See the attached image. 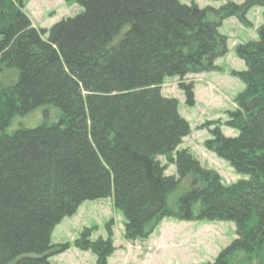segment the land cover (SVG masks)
Masks as SVG:
<instances>
[{
    "label": "trees",
    "instance_id": "16d2710c",
    "mask_svg": "<svg viewBox=\"0 0 264 264\" xmlns=\"http://www.w3.org/2000/svg\"><path fill=\"white\" fill-rule=\"evenodd\" d=\"M62 1L80 12L40 29L24 0H0V264H50L70 247L51 245L55 227L82 203L108 198L124 217L126 241L147 239L165 218L232 222L235 239L201 264H264V0L217 9L182 0ZM252 8L263 10L258 38L234 48L245 70L232 76L244 89L226 126L238 135L206 125L217 126L205 149L247 176L224 185L179 149L189 124L161 90L176 77L193 107L186 77L218 71L227 53L221 23L245 26ZM42 107L57 109V120L6 132ZM170 166L176 176L165 174ZM111 226L95 241L83 229L73 246L107 264Z\"/></svg>",
    "mask_w": 264,
    "mask_h": 264
},
{
    "label": "rangeland",
    "instance_id": "374dc122",
    "mask_svg": "<svg viewBox=\"0 0 264 264\" xmlns=\"http://www.w3.org/2000/svg\"><path fill=\"white\" fill-rule=\"evenodd\" d=\"M244 0H182L185 5L195 3L198 8H219L227 2L242 4ZM24 12L33 27L49 29L63 18L74 17L81 8L74 4L67 6L62 0H24ZM262 9L252 8L246 14L247 25H242L236 18H229L221 23L218 32L224 36L227 53L216 61L218 71L211 73H193L186 81L193 82L195 105L188 107L185 98L178 89V79L166 78L162 84V96L174 98L179 103V114L190 128V133L183 139L179 149H189L200 164L214 170L224 185L246 180L247 176L236 173L222 159L208 152L204 143L210 138L209 130L217 125L225 137L234 138L236 130L226 126L228 112L235 109L234 100L244 89L243 84L232 72L245 70L244 63L235 55L238 44L257 40V29L262 24ZM46 111V116L43 113ZM58 110L54 107L38 108L25 117L14 120L6 129L11 133L15 129L35 128L46 118L48 123L57 120ZM55 114V117H54ZM162 159V158H160ZM163 161V159H162ZM167 176H176L175 166H170ZM112 222L113 247L112 256L107 264H201L213 262L218 254L236 237L232 222H182L165 218L145 240L126 241L124 238V217L116 209L111 198L86 201L72 217H66L52 232V246L69 244L64 253L49 258L50 264H95L93 254L80 251L73 246L83 229H91L92 241L106 237V226Z\"/></svg>",
    "mask_w": 264,
    "mask_h": 264
}]
</instances>
